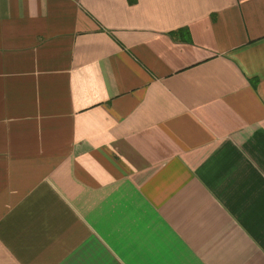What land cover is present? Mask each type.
<instances>
[{
    "label": "crops",
    "instance_id": "1",
    "mask_svg": "<svg viewBox=\"0 0 264 264\" xmlns=\"http://www.w3.org/2000/svg\"><path fill=\"white\" fill-rule=\"evenodd\" d=\"M0 264H264V0H0Z\"/></svg>",
    "mask_w": 264,
    "mask_h": 264
},
{
    "label": "trees",
    "instance_id": "2",
    "mask_svg": "<svg viewBox=\"0 0 264 264\" xmlns=\"http://www.w3.org/2000/svg\"><path fill=\"white\" fill-rule=\"evenodd\" d=\"M187 41H189V38H187Z\"/></svg>",
    "mask_w": 264,
    "mask_h": 264
}]
</instances>
